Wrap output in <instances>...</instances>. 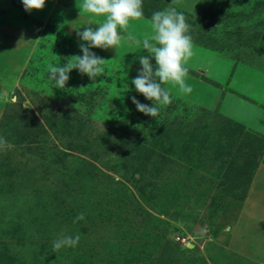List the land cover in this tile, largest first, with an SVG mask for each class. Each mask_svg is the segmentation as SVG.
Here are the masks:
<instances>
[{
	"label": "rangeland",
	"instance_id": "1",
	"mask_svg": "<svg viewBox=\"0 0 264 264\" xmlns=\"http://www.w3.org/2000/svg\"><path fill=\"white\" fill-rule=\"evenodd\" d=\"M81 4L55 0L42 20L20 0H0V35L24 41L32 51L19 85L1 96L0 137L7 143L0 146V255L14 256L10 264H46L49 257L40 253L57 239L58 210L55 202L46 209V201L60 180L53 171L56 157H43L65 144L74 147L68 149L72 165L76 158L88 164L85 232L76 227L59 235L80 236L69 256L82 253L85 264H264V134L238 120L239 102L259 103L235 81L242 68L264 77V0H143L144 18L130 21L126 36L150 37L153 13L174 7L186 16L194 42L186 82L199 100L170 83L171 103L156 117L132 102L135 97L152 105L131 83L147 52L127 39L123 50L90 49L107 60L94 80L78 69L63 89L49 79V63L83 55L80 44L86 42L77 31L96 27L89 18L102 20ZM75 11L88 17L73 20ZM119 51L131 53V60ZM33 121L45 129L36 142L26 136L36 128ZM126 124L134 136L120 130ZM160 124L170 127L160 133ZM15 132L21 135L14 143L9 134ZM121 132L126 138L119 143ZM152 139L163 142V151ZM62 198L73 206V198ZM121 205L118 223L107 221ZM133 227L140 239L127 233ZM158 234L163 239L155 251L147 243ZM68 248H61L65 255Z\"/></svg>",
	"mask_w": 264,
	"mask_h": 264
},
{
	"label": "clouds",
	"instance_id": "2",
	"mask_svg": "<svg viewBox=\"0 0 264 264\" xmlns=\"http://www.w3.org/2000/svg\"><path fill=\"white\" fill-rule=\"evenodd\" d=\"M26 12L42 10L46 0H22ZM81 10L102 18L96 27L86 26L83 31H77L78 36L86 43L80 44L83 55L68 58L63 65L49 63L47 71L49 79L54 81V86L63 89L69 80V73L78 69L81 74H86L90 79L103 75L107 60L90 51L91 48L116 49L121 42L127 39L147 52L139 56L141 70L131 83L135 90L142 94L152 105L140 103L135 97L132 102L138 111L156 117L162 108L171 103L169 90L165 85L171 83L178 86L184 93L192 91L186 82L189 74L187 63L193 55L194 42L190 35L191 25L187 23L184 13L176 8H167L156 11L151 16L150 22L153 33L143 40L126 36L130 21L144 18L143 0H82ZM155 60V67L151 60ZM15 100V97H12ZM7 141L0 137V146ZM85 214L79 213L73 223L84 220ZM80 241V236L63 235L53 242L54 250L63 247L75 248Z\"/></svg>",
	"mask_w": 264,
	"mask_h": 264
},
{
	"label": "trees",
	"instance_id": "3",
	"mask_svg": "<svg viewBox=\"0 0 264 264\" xmlns=\"http://www.w3.org/2000/svg\"><path fill=\"white\" fill-rule=\"evenodd\" d=\"M32 61V59H30V62ZM49 120V119H46ZM72 120V119H71ZM51 121H53L51 119ZM48 124H50V122ZM233 123V122H232ZM55 124H59L60 122H54L51 125V128L54 127ZM235 128L237 127H242L239 124H235L233 123ZM20 125H18L17 127H19ZM33 126H35L34 131L30 132V135H26L27 137H29L31 140H33L34 142H36L37 138V132L42 129V125H39V123L34 122L33 121ZM50 126V125H49ZM136 128V124L134 126ZM158 130L160 131V133H163V131L167 130L169 127L164 125V124H160L158 126ZM145 129H147V126H144ZM244 128V127H242ZM144 129V130H145ZM120 130L123 133H127V134H133L134 136V130L133 128L130 129L129 125H123ZM45 132V129L43 130ZM121 132V133H122ZM135 132H137V129H135ZM120 134V135H116V140L119 141V143H122V141L124 140V135ZM156 134V133H155ZM154 134V135H155ZM10 135V136H9ZM9 138L11 139V141H13L14 143L18 141L17 136L21 135V132H15L14 134H9ZM17 140V141H16ZM63 144V143H62ZM70 144V143H69ZM163 142L162 141H153L152 139V145L158 146L160 151H163V146H162ZM63 150H59L57 149V152L55 154H45L43 157V160L50 158L51 156H55V162H57V167L56 169H53V171L55 172L56 176L59 178L60 182L59 184H57L55 186V189L51 192L50 191V197L49 199L46 201V209H50L53 206V202L56 203V208L58 209L56 211V213L54 214V218H55V224L49 219L48 222H50V224H54L55 227V236L57 237V239L59 238V235L67 230H69L70 228H78L80 231V234H83V222L85 220H87L86 218V211H85V198H86V188L88 186L87 183V179H88V175L86 173V169L85 167L88 166L87 162L84 159L81 158H76L78 160V165H72V160L69 159L68 157H70L71 155L68 153V149H74V147H66V146H70V145H62ZM54 157V158H55ZM158 157H161V154H158ZM162 159V157H161ZM60 161H65V163L60 164ZM70 164V165H68ZM84 164V165H83ZM72 166V169L70 168ZM256 165L254 164V167ZM71 169V172L69 171ZM140 180L143 179V184L145 186V188L150 187L149 185H145V182L147 180H145V176L142 175V173H140ZM71 190V191H69ZM62 192H65V194L62 196ZM97 194V193H96ZM78 196V197H77ZM62 197H67L68 198H73V206L71 204L66 205V199L62 198ZM111 203H113V200L108 201L107 205L110 206ZM112 208V207H111ZM124 207L121 205L119 207L116 208H112V210H110L105 219L107 221H110L112 223H118L117 218H121L122 215H120V211L123 209ZM124 210V209H123ZM83 212L85 214V219L78 221L76 223H73L75 217L79 214ZM31 219V218H30ZM33 221L37 222V219L33 218ZM120 225L124 226L125 224L121 223ZM50 226V225H49ZM47 226V234H51L52 229ZM124 232V231H123ZM127 233H130L135 235L140 239L141 235L139 232V229H137V227H133L131 231H128ZM124 236V235H123ZM156 242L150 244L147 243V245L149 246H153L154 250L159 251V246L158 243L162 241L163 237L161 235H156ZM154 238V239H155ZM158 240V242H157ZM149 241V240H148ZM155 244V245H154ZM68 248V247H67ZM69 249V253L67 255H65L63 253V250L60 249L58 251L54 250L53 245H45L42 247V252L40 253V255L43 256H48L49 258H46V264H85V261L83 260V256L81 253V256H69L70 253L74 252V250H72L71 248ZM46 250V251H44ZM71 259V260H70ZM15 260V257L10 255H6L5 251H2V254L0 255V264H10ZM114 264V263H113Z\"/></svg>",
	"mask_w": 264,
	"mask_h": 264
},
{
	"label": "crops",
	"instance_id": "4",
	"mask_svg": "<svg viewBox=\"0 0 264 264\" xmlns=\"http://www.w3.org/2000/svg\"><path fill=\"white\" fill-rule=\"evenodd\" d=\"M20 1L22 2V0ZM54 1L55 0H46L45 7L39 11L34 10L33 13L42 20L46 19L49 16L51 7L54 5ZM73 14V20H79V18L85 19V17H88L81 12L75 11ZM88 22H95L97 26L100 21L89 18ZM86 26L87 25L82 26L83 30ZM121 46L122 45L120 44V46L117 47L116 50H123L122 48H120ZM133 47H136V45ZM31 53V49L26 45V43H24V41L19 42L13 40L10 37H7V35H0V107L4 105V101L1 100V96L3 94L11 93L14 88L19 85L18 82L20 81V77L22 76L23 71L25 70L29 62ZM119 53L125 59H130L129 54L131 53H128L126 51H119ZM240 76H242V78H240ZM235 81L236 88H238L250 99L259 103L258 106H254V104L245 101L243 103L239 102L241 113L239 114L240 116L238 120H240V122L248 124V127H251L264 134V77L256 75V73L252 74L251 71L242 68L237 71ZM242 81L243 85H241ZM175 89L177 90V88ZM193 92L191 91L189 92V94H192L194 99L199 100L197 98L199 97L197 95L198 93H195V90H193Z\"/></svg>",
	"mask_w": 264,
	"mask_h": 264
}]
</instances>
